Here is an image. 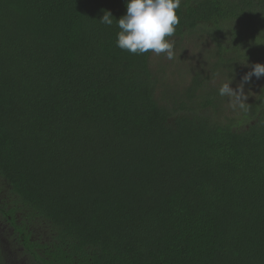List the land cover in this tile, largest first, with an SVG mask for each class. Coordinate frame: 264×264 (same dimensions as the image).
Returning a JSON list of instances; mask_svg holds the SVG:
<instances>
[{
    "label": "trees",
    "instance_id": "16d2710c",
    "mask_svg": "<svg viewBox=\"0 0 264 264\" xmlns=\"http://www.w3.org/2000/svg\"><path fill=\"white\" fill-rule=\"evenodd\" d=\"M126 4L0 0V264H264V76L218 94L264 64V0H180L175 56L213 45L180 83L117 47Z\"/></svg>",
    "mask_w": 264,
    "mask_h": 264
},
{
    "label": "clouds",
    "instance_id": "9594fccd",
    "mask_svg": "<svg viewBox=\"0 0 264 264\" xmlns=\"http://www.w3.org/2000/svg\"><path fill=\"white\" fill-rule=\"evenodd\" d=\"M126 14L116 20L120 31L117 34V47L134 55L152 52L156 55L164 54L168 60L174 58L173 44L167 39L175 33L180 23L177 10L180 0H127ZM112 13L105 11L100 22L111 26ZM264 76V64H256L252 71L243 77V81H250ZM231 83L225 82L218 90L220 96H227L232 108L245 107L247 96L243 84L239 90H234Z\"/></svg>",
    "mask_w": 264,
    "mask_h": 264
},
{
    "label": "rangeland",
    "instance_id": "374dc122",
    "mask_svg": "<svg viewBox=\"0 0 264 264\" xmlns=\"http://www.w3.org/2000/svg\"><path fill=\"white\" fill-rule=\"evenodd\" d=\"M193 37H195V38L192 39V42H190L189 44L187 43L188 46H187V48H185L186 50H184L183 52H182V50L177 51L176 56L174 54V64L172 65V67L174 69L171 71V73L169 74V78H168L170 81H172V83H180L182 81L181 80L182 77L183 78L185 77V76L181 75L182 74L181 68L184 70H187L185 68H188L189 70L194 71V67L196 65L197 66L203 65V67H204L211 60V58L213 59V57H211L209 55V51H207V48H206V47H208V48L212 47L213 46L212 43L210 41L207 42V40H203L200 37V34L193 36ZM190 38H192V37H190ZM206 42H207V44H206ZM180 53H184L183 56L185 55L181 61H180V58L178 57ZM153 58H154L153 59L154 65L159 67V61L162 58V54H160V55L154 54ZM250 71H252V68H248V69L245 68V71L242 70L241 71V72H243L241 75L242 78L246 74H248ZM242 84H243L245 95L247 96V98H250L251 95H254L256 93L257 88L259 87V84H260V78L257 79L256 77L253 76L250 81L242 82Z\"/></svg>",
    "mask_w": 264,
    "mask_h": 264
}]
</instances>
